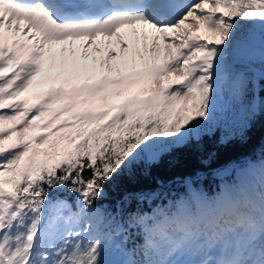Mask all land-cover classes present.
<instances>
[{
  "label": "snow or ice",
  "instance_id": "snow-or-ice-1",
  "mask_svg": "<svg viewBox=\"0 0 264 264\" xmlns=\"http://www.w3.org/2000/svg\"><path fill=\"white\" fill-rule=\"evenodd\" d=\"M257 42L264 80V0H0V264H264V170L150 212L129 191L115 228L97 205L222 96L243 136Z\"/></svg>",
  "mask_w": 264,
  "mask_h": 264
},
{
  "label": "trees",
  "instance_id": "trees-1",
  "mask_svg": "<svg viewBox=\"0 0 264 264\" xmlns=\"http://www.w3.org/2000/svg\"><path fill=\"white\" fill-rule=\"evenodd\" d=\"M255 49L260 50L259 42ZM253 67L260 69L259 59H255ZM255 98L257 112L250 119L243 136L240 131L233 137L223 138L220 128L209 132L207 126L198 131L197 136L190 141L167 149L159 162L150 169L145 170L138 162L134 180L124 177L116 185L106 186L105 198L97 201V205L102 206V211L109 216L111 227L123 224L121 201L126 199L129 191L143 190L149 193L150 198L142 199L139 204L146 212H150L155 205L166 204L183 194L186 182L211 194L213 190L218 191L221 184L235 182V171L246 161L258 163L264 159V108L259 107L264 104V80L259 79V75L253 92V99ZM59 195L66 197L70 204L75 199L74 194L66 191ZM124 207L135 210L137 205L129 200ZM166 258L163 252L150 257L153 264H161Z\"/></svg>",
  "mask_w": 264,
  "mask_h": 264
},
{
  "label": "rangeland",
  "instance_id": "rangeland-1",
  "mask_svg": "<svg viewBox=\"0 0 264 264\" xmlns=\"http://www.w3.org/2000/svg\"><path fill=\"white\" fill-rule=\"evenodd\" d=\"M255 53L257 54L255 55L256 58L259 59L260 51H255ZM257 75H258V72H257ZM244 118H245V114H244L243 109L238 110L237 106L229 98L222 96L220 101L218 102L214 120L208 126V131L210 132V131L215 130L216 128H220L221 135L223 138L233 137L240 132L241 125L244 122ZM45 119H47V117ZM262 162H264V159H262L258 163H254L251 160H248L243 164L242 168H244L245 166L249 168V166L251 165L257 167V166H260ZM233 177L236 182L238 180L236 178V173H234ZM194 258L196 257H193L188 254H186L183 257L184 260H189V259H194Z\"/></svg>",
  "mask_w": 264,
  "mask_h": 264
},
{
  "label": "bare ground",
  "instance_id": "bare-ground-1",
  "mask_svg": "<svg viewBox=\"0 0 264 264\" xmlns=\"http://www.w3.org/2000/svg\"><path fill=\"white\" fill-rule=\"evenodd\" d=\"M264 170V162L260 164V166H245L241 170L236 171V178L237 179H245V180H252L254 183L258 185L260 176H261V171Z\"/></svg>",
  "mask_w": 264,
  "mask_h": 264
},
{
  "label": "water",
  "instance_id": "water-1",
  "mask_svg": "<svg viewBox=\"0 0 264 264\" xmlns=\"http://www.w3.org/2000/svg\"><path fill=\"white\" fill-rule=\"evenodd\" d=\"M256 101V100H255Z\"/></svg>",
  "mask_w": 264,
  "mask_h": 264
}]
</instances>
